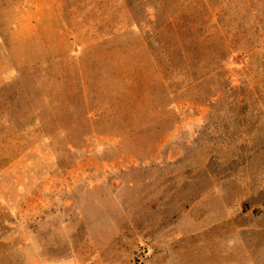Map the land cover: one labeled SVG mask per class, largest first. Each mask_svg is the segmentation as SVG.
Listing matches in <instances>:
<instances>
[{"label":"rangeland","instance_id":"374dc122","mask_svg":"<svg viewBox=\"0 0 264 264\" xmlns=\"http://www.w3.org/2000/svg\"><path fill=\"white\" fill-rule=\"evenodd\" d=\"M0 264H264V0H0Z\"/></svg>","mask_w":264,"mask_h":264}]
</instances>
